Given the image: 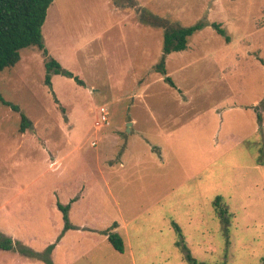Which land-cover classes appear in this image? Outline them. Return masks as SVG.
I'll list each match as a JSON object with an SVG mask.
<instances>
[{"label": "rangeland", "instance_id": "rangeland-1", "mask_svg": "<svg viewBox=\"0 0 264 264\" xmlns=\"http://www.w3.org/2000/svg\"><path fill=\"white\" fill-rule=\"evenodd\" d=\"M135 2L49 7L46 47L83 85L47 84L36 47L0 74L20 108L0 102V232L15 246L0 264H47L19 248L51 245L53 264H264V0ZM140 10L207 22L166 58L173 86L155 70L164 29Z\"/></svg>", "mask_w": 264, "mask_h": 264}, {"label": "trees", "instance_id": "trees-1", "mask_svg": "<svg viewBox=\"0 0 264 264\" xmlns=\"http://www.w3.org/2000/svg\"><path fill=\"white\" fill-rule=\"evenodd\" d=\"M54 0H0V74L6 69L15 66L21 60V51L25 48L36 47L45 57V67L47 69L46 83L52 86L53 75H63L73 79L79 85L83 82L71 71L66 70L61 63L55 59L48 51L42 33L43 25L46 21L47 12ZM135 5V0H128ZM140 20L152 26L164 29L163 55L155 70L163 76L167 75L166 58L174 53L187 49L189 38L193 34L207 25L206 21H200L195 25L184 27L179 24L171 23L167 19L155 16L146 10H140ZM216 31L225 36V30L220 24L214 23ZM165 81L171 82L170 77L166 76ZM0 102L11 107L15 112H20V108L4 99L0 93ZM22 124L20 131L23 133L25 128L30 127L31 123L25 114L21 113ZM259 120L261 115L258 114ZM219 203L221 198H217ZM59 208L64 211V218L67 221V229L71 228L68 221L67 212L70 205ZM220 215L224 218L227 210L217 208ZM227 221V220H226ZM228 222V221H227ZM229 223V222H228ZM108 242L114 250L124 253L126 243L119 233H112L108 236ZM14 241L11 237L0 232V250L11 251L14 248ZM54 245L47 248L44 254L35 253L29 249L20 247L23 254L33 258L43 260L47 264H53L50 255L54 250ZM193 264H206L198 262L196 258H190Z\"/></svg>", "mask_w": 264, "mask_h": 264}, {"label": "built area", "instance_id": "built-area-1", "mask_svg": "<svg viewBox=\"0 0 264 264\" xmlns=\"http://www.w3.org/2000/svg\"><path fill=\"white\" fill-rule=\"evenodd\" d=\"M109 111L106 107H101L100 109V118L97 121V126H108L110 123Z\"/></svg>", "mask_w": 264, "mask_h": 264}, {"label": "crops", "instance_id": "crops-1", "mask_svg": "<svg viewBox=\"0 0 264 264\" xmlns=\"http://www.w3.org/2000/svg\"><path fill=\"white\" fill-rule=\"evenodd\" d=\"M45 41V40H44ZM0 251H5V250H0ZM6 252V251H5ZM7 252H9L10 253V251H7ZM3 255V254H2ZM9 257H10V255L8 256V260H9Z\"/></svg>", "mask_w": 264, "mask_h": 264}, {"label": "water", "instance_id": "water-1", "mask_svg": "<svg viewBox=\"0 0 264 264\" xmlns=\"http://www.w3.org/2000/svg\"><path fill=\"white\" fill-rule=\"evenodd\" d=\"M131 126V123H128V131H129V127Z\"/></svg>", "mask_w": 264, "mask_h": 264}]
</instances>
